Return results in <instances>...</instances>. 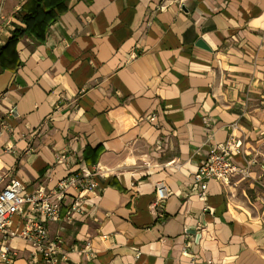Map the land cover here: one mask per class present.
Returning <instances> with one entry per match:
<instances>
[{
    "label": "crops",
    "instance_id": "1",
    "mask_svg": "<svg viewBox=\"0 0 264 264\" xmlns=\"http://www.w3.org/2000/svg\"><path fill=\"white\" fill-rule=\"evenodd\" d=\"M1 1L3 46L28 0ZM54 14L41 40L17 38L0 61V169L48 191L99 165L84 213L47 223L68 246L60 264H264V0H65ZM233 122L256 163L184 197ZM13 243V264H28Z\"/></svg>",
    "mask_w": 264,
    "mask_h": 264
},
{
    "label": "built area",
    "instance_id": "2",
    "mask_svg": "<svg viewBox=\"0 0 264 264\" xmlns=\"http://www.w3.org/2000/svg\"><path fill=\"white\" fill-rule=\"evenodd\" d=\"M5 24L3 2L0 0V35ZM134 56L132 54V57ZM146 118L153 120L154 115ZM6 128V120L1 118L0 133ZM243 136L244 132L240 126L236 122L230 123L225 140L211 144L208 154L200 160L191 174L184 197L194 194L198 198H206L210 180L228 185L232 176L248 175L250 164L256 163V160L254 157L246 159ZM4 149L11 151V146L5 145ZM234 155L243 158V165L233 159ZM59 157L64 158V155ZM258 163L264 168V159ZM98 175H101L99 165L84 166L75 172H69L48 191L42 185L28 191L22 180L13 175H6L0 169V264H13L18 259L20 247L13 243L14 240L22 242L21 249L27 253L28 264H60L61 259L66 260L68 246L60 235H50L47 223L61 220L70 222L75 214H83L86 193L101 189L96 179ZM6 176L8 178L5 180ZM69 190L75 191L76 195L70 196V201L64 204L63 200L69 195ZM168 194L165 183L157 181L151 204L157 217L164 216L161 205ZM189 245L185 243L182 246V253L189 252ZM80 251L86 259H90L93 256L90 241L86 240ZM207 263L212 262L207 260Z\"/></svg>",
    "mask_w": 264,
    "mask_h": 264
},
{
    "label": "trees",
    "instance_id": "3",
    "mask_svg": "<svg viewBox=\"0 0 264 264\" xmlns=\"http://www.w3.org/2000/svg\"><path fill=\"white\" fill-rule=\"evenodd\" d=\"M65 0H28L23 8V13L19 18L24 23V27H15L10 37L3 46H0V61L8 48H13L17 38L28 34L37 41L43 37L46 25L54 19V9H61Z\"/></svg>",
    "mask_w": 264,
    "mask_h": 264
},
{
    "label": "water",
    "instance_id": "4",
    "mask_svg": "<svg viewBox=\"0 0 264 264\" xmlns=\"http://www.w3.org/2000/svg\"><path fill=\"white\" fill-rule=\"evenodd\" d=\"M195 44L203 48H208L201 39H197Z\"/></svg>",
    "mask_w": 264,
    "mask_h": 264
},
{
    "label": "bare ground",
    "instance_id": "5",
    "mask_svg": "<svg viewBox=\"0 0 264 264\" xmlns=\"http://www.w3.org/2000/svg\"><path fill=\"white\" fill-rule=\"evenodd\" d=\"M19 263V262H18Z\"/></svg>",
    "mask_w": 264,
    "mask_h": 264
}]
</instances>
